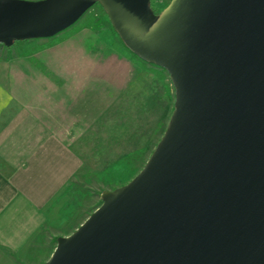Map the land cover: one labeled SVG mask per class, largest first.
<instances>
[{"label": "water", "instance_id": "1", "mask_svg": "<svg viewBox=\"0 0 264 264\" xmlns=\"http://www.w3.org/2000/svg\"><path fill=\"white\" fill-rule=\"evenodd\" d=\"M96 2L103 5L101 0H0V10L13 7L10 15L1 11L0 24L15 21L0 29V41L52 35L74 23ZM109 2L128 40L152 59L129 47L103 5L124 44L140 58L174 72L183 98L193 110L192 139L178 160L182 143L176 115L136 182L75 231L49 264H143L147 253H157V247L149 245L131 259L143 245L142 239L155 242L169 233L179 216L175 203L187 198L190 190L186 188L195 184L188 175L195 177L200 171L204 175L210 169L205 216L178 264H263L264 148L255 188L242 214L249 186L250 132L256 108L264 98V0H215L217 25L209 17L207 29L201 23L208 0H178L173 5L171 0L166 8L170 15L159 31L153 25L148 0ZM23 33L26 36H15ZM196 99L206 104L211 100L203 113L206 129L202 137ZM209 121L210 128L206 127ZM209 133L213 156L202 164L198 146L205 139L206 146ZM175 161L179 169L165 198L163 195L158 207L143 211L167 183ZM162 225L165 227L159 229Z\"/></svg>", "mask_w": 264, "mask_h": 264}, {"label": "rangeland", "instance_id": "2", "mask_svg": "<svg viewBox=\"0 0 264 264\" xmlns=\"http://www.w3.org/2000/svg\"><path fill=\"white\" fill-rule=\"evenodd\" d=\"M170 2L148 0L155 15ZM12 9L2 7L0 13L10 15ZM14 22H3L0 29ZM144 61L137 60L124 44L100 2L90 5L74 23L52 35L36 37L21 51L15 46L0 47V75L20 101L25 104L28 95L37 101L44 94L51 99V109L59 107L66 120L64 149L67 171L73 177L68 182L77 191L69 196L66 208L74 212L80 204L83 217L101 206L103 192L126 185L144 168L168 130L175 109L174 82L166 68ZM195 103L198 111H206L204 101L196 99ZM202 122L200 112V137L206 129ZM205 140L198 146L199 153L205 152ZM188 177L195 184L186 188L190 190L187 198L175 203L179 216L173 228L158 242L142 239L143 245L131 259L151 245L157 253L148 251L143 264L178 261L184 246L173 254L169 249L175 242L184 244L198 229L208 189L202 171ZM58 240L53 237L52 242ZM158 255L160 259L155 260Z\"/></svg>", "mask_w": 264, "mask_h": 264}, {"label": "crops", "instance_id": "3", "mask_svg": "<svg viewBox=\"0 0 264 264\" xmlns=\"http://www.w3.org/2000/svg\"><path fill=\"white\" fill-rule=\"evenodd\" d=\"M43 95L24 104L0 75V264H49L53 237L72 236L91 215L80 204L66 208L77 194L68 182L67 124Z\"/></svg>", "mask_w": 264, "mask_h": 264}, {"label": "bare ground", "instance_id": "4", "mask_svg": "<svg viewBox=\"0 0 264 264\" xmlns=\"http://www.w3.org/2000/svg\"><path fill=\"white\" fill-rule=\"evenodd\" d=\"M101 1H102L103 5L106 7L107 11H109V13L112 15V18L114 20L116 27L121 32L125 42L129 45V47L131 49H133L134 51H136L142 57H144L146 59H152V58L144 55L141 50H138L125 36L123 26H122L121 22L116 18V14L114 12V7H113L112 3H110L109 0H101ZM177 1L178 0H172V5L177 3ZM215 10H216L215 0H208V10H207V14H206L205 18L203 19V21L201 23L202 28L207 29V27H208L207 23L209 21V17H211L213 19L214 24L217 25ZM149 13L152 17L153 25L157 31H159V29H161L163 27V25H165V22L170 15L169 10H166V9H163L159 15H155L152 13L151 9L149 8ZM207 33H208V31H207ZM193 35L195 38L198 35V30L195 31V33H193ZM15 36L16 37H23V36H26V34L25 33L16 34ZM175 38H176V36L173 34V36H171V41H170L172 43V49H174L173 43H174V40H176ZM3 39H4V37H3ZM205 55H206V57H208L207 54H205ZM169 73L171 75V78H172L174 85H175V88H176V94H175L176 99H175V105H174L175 109H174V112H173L172 117L170 119L169 125L173 122V119L176 115H178L180 117V142L182 143V149L177 153V158H178V160H180V157L184 154L185 151H187L188 144L192 139L191 128L194 126L195 120H194V114H193V110H192L191 105L186 100V98H183L182 89H181L180 84L177 81V77L175 76L173 71L170 70ZM214 76H215V74H214ZM197 98H198V96H197ZM207 104L210 106L211 100H209ZM201 112L203 114L204 110L202 109ZM210 126H211V122L209 121L206 124V127L210 128ZM263 148H264V98L259 102V104L256 108L254 118H253L251 132H250L248 157H247V164H246V167H247L246 172H247L249 186H248V193H247V198H246V205L244 207V211L242 214L243 216L246 212L247 206L250 203L251 196H252V193H253L254 188H255V183H256L257 173H258V169H259V164H260L262 153H263ZM200 155L202 157V164H205L207 161H211V159H212L213 151H212V146H211V134L210 133H209L208 138H207V143L205 146V152L200 153ZM148 162H149V160H148ZM178 169H179V162L175 161L172 164L170 175L167 178V183L159 191L156 192V194L151 198V201L143 208V211H148V210H151V209L159 206L163 195L169 189V186L173 183V179L175 178ZM144 170H145V168H143L126 185L120 186V187L115 188L114 190H111V191L103 192L102 198L104 199V201H103L102 205L100 207H98L89 216V218L76 230V232L83 229L85 227L86 223H88V221L90 219H93L104 207H106L107 205L112 203L116 197L120 196L122 193L127 191L136 182L137 178L139 177V175ZM211 176H212V169H210L207 173H205L203 175L204 180L207 181V183H208V189L206 191L205 198H204L203 203H202L201 212H200V220H199L198 226L202 222V220L205 216V213H206L207 201H208V197H209V190H210V183H211ZM193 235L194 234L188 236V238L186 239L184 244H182V243L179 244V242H175L172 245V247L169 249V253L173 254V252L176 251L181 245L184 246V250L181 251L179 258H178V261L175 264H178L181 261V259L183 258V256L185 255L186 250L192 241ZM70 237L59 238L55 254L59 252V250L64 246V244L67 241H69ZM156 259H160V255H158V257L155 258V260Z\"/></svg>", "mask_w": 264, "mask_h": 264}, {"label": "trees", "instance_id": "5", "mask_svg": "<svg viewBox=\"0 0 264 264\" xmlns=\"http://www.w3.org/2000/svg\"><path fill=\"white\" fill-rule=\"evenodd\" d=\"M35 40H36V37L14 39L9 43H3L0 41V47L4 46V47L9 49V48L15 46L19 51H21L25 45H31ZM133 55L135 56V58H137V60H139L141 62H145L143 59H140L139 57H137V55L135 53H133Z\"/></svg>", "mask_w": 264, "mask_h": 264}]
</instances>
